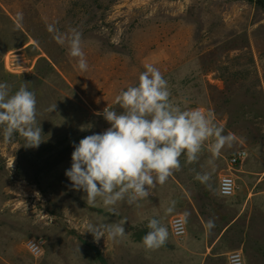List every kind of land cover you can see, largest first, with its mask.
I'll use <instances>...</instances> for the list:
<instances>
[{
    "label": "rangeland",
    "instance_id": "rangeland-1",
    "mask_svg": "<svg viewBox=\"0 0 264 264\" xmlns=\"http://www.w3.org/2000/svg\"><path fill=\"white\" fill-rule=\"evenodd\" d=\"M257 1L0 0V83L12 93L21 85L35 93L43 140L25 147L18 134L6 142L0 129V264H228L232 252H242L246 264H264V9ZM73 31L87 71L78 69L67 40L55 38ZM7 58L26 73L10 74ZM146 64L161 72L174 105L204 109L235 141L214 171L207 144L196 163L182 155L180 171L148 198L119 203L114 215L99 198L88 206L65 172L73 145L110 127L98 113L121 111L116 96L138 85ZM241 150L247 159L230 171L228 160ZM197 172L211 173L212 189ZM230 173L238 191L223 198L219 180ZM185 212L188 235L176 239L170 222ZM152 218L168 238L146 251ZM122 220L127 234L117 240L97 241L87 231ZM29 240L43 243L41 257L28 252Z\"/></svg>",
    "mask_w": 264,
    "mask_h": 264
},
{
    "label": "clouds",
    "instance_id": "clouds-1",
    "mask_svg": "<svg viewBox=\"0 0 264 264\" xmlns=\"http://www.w3.org/2000/svg\"><path fill=\"white\" fill-rule=\"evenodd\" d=\"M49 30H53L51 26ZM55 38L61 45L67 40L69 55L77 60L78 69L87 71L80 34L73 31L70 37ZM144 67L138 85L129 86L116 96L115 103L121 111L108 106L98 113L110 127L73 145L72 165L65 172L73 189L87 194L84 198L88 206L95 207L99 198L114 215L119 214L116 205L121 202L133 205L148 198L151 188L164 185L174 172L180 171L182 155L187 164L196 163L207 144L211 153L208 164L214 171L215 160L235 141V135H225L210 113L182 110L174 105L161 72L152 64ZM55 108L56 105L51 111ZM0 129L6 142L17 134L24 139L25 147H39L43 141L42 128L37 123L36 96L26 85L12 93L7 83H0ZM195 179L212 189L211 173L197 172ZM217 191L223 196L231 195V181H221ZM174 204L173 201L166 210L168 213L174 210ZM189 215L184 213L185 220ZM125 223L122 220L100 226L89 224L87 231L97 241L101 237L117 240L127 234ZM147 227L149 231L143 237L145 250L159 249L168 238L167 228L156 218L150 219ZM205 227L209 231L214 228V220H209Z\"/></svg>",
    "mask_w": 264,
    "mask_h": 264
},
{
    "label": "built area",
    "instance_id": "built-area-1",
    "mask_svg": "<svg viewBox=\"0 0 264 264\" xmlns=\"http://www.w3.org/2000/svg\"><path fill=\"white\" fill-rule=\"evenodd\" d=\"M5 67H6V70L10 74L22 75L26 73V69L23 64H21L20 62L11 60L10 58L6 59ZM195 109H199L200 111L207 114L206 111L202 108H195ZM107 129H105L104 131H106ZM247 157H248V153L245 150L238 151L235 155H233L228 160L229 170L230 171L235 170V168L241 165L247 159ZM224 179H228L231 181L232 192H231V195H228V196L220 195V196H222L223 198H232L237 194V191H238L237 180L233 174L231 173L225 174L220 177L219 186H220L221 181H223ZM170 227H171V231H172L174 238L184 239L187 237L188 225L184 217L182 216L174 217L170 222ZM26 248L28 252L35 258H39L44 254V246L41 241L29 240L26 242ZM228 264H246L243 253L242 252L230 253L228 256Z\"/></svg>",
    "mask_w": 264,
    "mask_h": 264
},
{
    "label": "trees",
    "instance_id": "trees-1",
    "mask_svg": "<svg viewBox=\"0 0 264 264\" xmlns=\"http://www.w3.org/2000/svg\"><path fill=\"white\" fill-rule=\"evenodd\" d=\"M257 4L264 9V1L258 0Z\"/></svg>",
    "mask_w": 264,
    "mask_h": 264
},
{
    "label": "crops",
    "instance_id": "crops-1",
    "mask_svg": "<svg viewBox=\"0 0 264 264\" xmlns=\"http://www.w3.org/2000/svg\"><path fill=\"white\" fill-rule=\"evenodd\" d=\"M213 246H209L208 247V252L206 251V255H208V253H209V251L211 250V248H212ZM229 256V255H228Z\"/></svg>",
    "mask_w": 264,
    "mask_h": 264
}]
</instances>
